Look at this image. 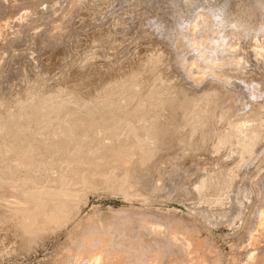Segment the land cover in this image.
I'll list each match as a JSON object with an SVG mask.
<instances>
[{"label":"rangeland","instance_id":"rangeland-1","mask_svg":"<svg viewBox=\"0 0 264 264\" xmlns=\"http://www.w3.org/2000/svg\"><path fill=\"white\" fill-rule=\"evenodd\" d=\"M30 1L6 0V6L0 8V22L5 24L11 14L5 48L0 50V128L8 116L25 123L19 119L18 97L25 98L22 109L31 116L30 108L41 97L73 105V86L84 80L83 73L88 68H101L99 75L105 76L113 71H129L137 64L141 67L135 66L132 78L140 82V89L154 78L159 87L158 102L141 110L147 116L142 122L149 124L146 128L152 138L142 140L149 153L138 158L139 172L145 176L149 172L147 176L153 178L154 185L146 197H142L140 188L129 197L115 188L126 183L120 178L124 170L116 169L101 184L80 190L76 212L68 224L59 230L41 231L37 236H29L20 226L12 229L11 216L0 203L1 209L7 211V218L0 217V264H51L68 245L74 227L91 218L99 221L104 214L108 215L103 220H112L124 209L135 208L168 212L171 218L190 224L198 222L199 238L207 240L210 247H217L222 257L220 264L244 262L248 251L254 250L252 236L258 238L259 246H264L261 237L264 231L257 223L259 212L264 209L261 207L264 206V1L183 0L179 9L176 0ZM25 10L28 17L18 22V16ZM211 12L217 14L213 19L207 16ZM203 19L209 21L213 37L200 44L201 26L195 27L198 41L194 46L188 31L197 25L196 20ZM179 22L183 49L164 34ZM58 27V32H54ZM53 33L60 35L50 36ZM229 47L239 61L237 67L226 56L225 49ZM182 58L196 61L192 70L203 71L202 81L195 83L187 78L178 67ZM83 59L85 62L79 64ZM207 62H213L212 68ZM213 68L221 71L224 79L211 74ZM128 77L121 74L119 82L133 80ZM218 79L221 86L213 87ZM107 84L96 90L88 88L83 95L100 98L104 96L100 94L111 89L112 84ZM130 96L133 91L129 89L119 100L128 105ZM254 97L261 98L262 104L251 105ZM128 107L130 114L137 110L136 105ZM0 137V146L3 140L9 141L8 137ZM234 144L238 149L232 155L228 148ZM44 151L42 148L39 155L50 159V154ZM3 159L4 152L0 151V175L7 171ZM18 172L21 173V168ZM173 186L178 189L184 186L186 190L172 194Z\"/></svg>","mask_w":264,"mask_h":264},{"label":"bare ground","instance_id":"bare-ground-1","mask_svg":"<svg viewBox=\"0 0 264 264\" xmlns=\"http://www.w3.org/2000/svg\"><path fill=\"white\" fill-rule=\"evenodd\" d=\"M78 1L80 0L73 2ZM181 3H183V0H176V8H181ZM223 3L220 2V4L224 5ZM5 6L6 0H0V8ZM73 10L75 9L73 8ZM25 11L26 13L18 16V22H23L28 17L29 14L27 10ZM216 15L215 12L207 14L212 19ZM8 16L5 24L0 22V50L2 47L5 48L3 43L7 36L6 27L11 14ZM196 21L197 25H194L188 31V35H190V38H188L191 39V43L194 46H197L196 43L198 41L194 31L195 27L201 26L199 34L200 44L212 40L213 37L209 21L205 19ZM180 23L171 25V28L166 30L164 34L166 38L175 40L177 45L183 49L185 48L183 47L184 43L182 44L180 39V34L182 33H179L180 28L178 29ZM182 23L184 24V22ZM58 30L59 27L55 28L54 32H58ZM59 35L56 33L50 34L53 37H58ZM209 45L211 44L209 43ZM225 50L226 56L231 59L230 63L233 66H239V61L235 60L236 55H234L233 49L229 47ZM6 51L5 53H7ZM208 52L210 51L208 50ZM84 60L79 64H82ZM212 63L207 62L209 68H212ZM136 65L129 71H113L107 75L105 74V76L99 75L101 68H96V66L88 68L83 73L85 74L84 80L80 79L78 81L81 76L79 75L78 82L74 84L75 86L72 85L73 105H69L70 103L67 105L60 99L51 100L45 95L46 97L44 98H38L39 100L35 101L33 107L30 108V114H33L31 116L22 109L25 98H16L19 119L25 123L15 122V119L8 116L5 121L2 120L5 123H3L4 125L1 124L2 127L0 128V136H4L5 139L8 137L6 140H9H3V146H0V151L4 152L3 166L5 165L7 168V171L4 170L5 174L0 175V203L3 204L8 211V215L11 216L10 226L12 229H17L20 226L23 232L29 236L36 235L41 231L61 229L73 218L75 201L78 200L80 190L85 186L91 185L92 187V185L101 184L102 181L111 178L116 169L124 170L120 178L127 183L124 184L125 186L118 184L115 187L117 190H121L125 195H130L129 197L135 194L136 188L141 189L142 197L152 193L153 178L152 180L148 178V171H146L148 172L147 177L141 174L143 172H139L141 167L138 158L140 156L144 158L149 153L147 149L143 148L142 140L145 138L150 140L152 138L149 135L150 129L146 128L149 124L146 125L145 121L142 122V118L145 117L147 119V116L141 110L144 106L147 107V104H156L158 102L159 87L157 78H154L151 83H147V87L142 86V89H140V82L138 83L135 78H132L136 73L135 68L138 66ZM194 65H196V61L189 62L187 59L182 58L178 67L183 69L189 80L199 83L204 78L203 71L192 70ZM211 70V74H217L221 80L224 79L225 75L221 71H217L214 68ZM17 72L19 71L17 70ZM121 74L128 75V78L131 76L133 80L130 82L121 81L122 83H120L119 76ZM221 80L218 79V83L213 85V87H220ZM185 82L187 83V81ZM107 83L112 84V86L105 94H100L104 96H100V98H85L88 95H83L88 88L89 90H96ZM129 89L133 91V96L129 97L128 105H123L119 100V96L128 92ZM257 97H254L251 105L262 104L264 100L261 101L262 99ZM248 99L250 98L248 97ZM247 104L249 105V103ZM133 105H136L137 110L130 114L127 111L129 109L128 106ZM127 107L128 109H126ZM151 115L148 116L150 117ZM148 123L150 122L148 121ZM42 148L50 154V159L39 155ZM228 149L231 154L233 152L236 153L238 145L234 144ZM224 153H226L225 150ZM20 168L21 173L18 172ZM92 169L96 170V172H91ZM173 176L176 177L177 174ZM173 187L174 189L170 191L172 194L175 191L182 192L186 190L184 186L179 189L175 188V186ZM0 210H2L1 207ZM6 212L2 210L0 217L4 218ZM104 215L103 218L105 219L108 214ZM103 218L99 221L91 218L86 224H82L83 226L79 224L76 228L74 227L73 231H70L68 245L51 264H220L222 260L221 252H218L217 247L215 248L210 243L215 250L206 244L207 240L199 238L198 232H200L201 226L198 222L190 224L189 222L171 218L168 212L147 208L144 210L136 208L124 209L120 214L114 215L112 220H103ZM108 218L111 219V217ZM257 221L258 226L262 229L261 232H263L264 209L260 210ZM251 241L255 248L253 246L254 250L248 251L245 261H232L233 263L229 261L231 264H264V246H259L260 242L258 244L256 236H252ZM206 245L209 248H205L207 247Z\"/></svg>","mask_w":264,"mask_h":264}]
</instances>
